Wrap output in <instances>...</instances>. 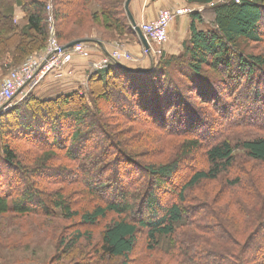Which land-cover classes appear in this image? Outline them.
<instances>
[{
	"label": "trees",
	"instance_id": "obj_1",
	"mask_svg": "<svg viewBox=\"0 0 264 264\" xmlns=\"http://www.w3.org/2000/svg\"><path fill=\"white\" fill-rule=\"evenodd\" d=\"M186 1L204 8L188 14L189 38L179 54L165 52L163 45L159 54L146 56L147 64L123 61L93 72L87 93L34 91L0 112V218L79 217L80 225L56 247L72 256L83 240L89 241L81 227L114 216L86 264H130L139 231L144 232V247L133 264H264L254 242L264 232V178L254 180L244 160L239 163L242 154L254 164L251 170L264 166V122L229 120L209 142L182 132L201 114L199 101L227 111L213 80L231 67L238 69L236 79L264 75V53L240 49L242 43H264V0ZM124 5L125 0H0V58H9L5 72L46 48L49 17L56 42L64 47L91 39L97 30L103 34L95 41L102 43L136 34ZM15 8L22 13L18 22ZM85 44L87 49L96 46ZM170 120L180 130L166 129ZM243 128L250 130L247 136L237 137ZM137 131L132 139L139 143L132 147L126 135ZM96 134L104 146L87 148L82 140L88 144ZM153 140L159 143L153 150L164 159L131 157ZM109 155L115 188L106 198L107 167L101 164ZM137 163L145 181L124 173L126 164ZM88 165L94 168L88 170ZM181 171L186 173L178 176ZM90 172L98 186L90 181ZM18 182L29 188L15 189ZM162 185L170 188L162 190ZM0 264H8L1 253Z\"/></svg>",
	"mask_w": 264,
	"mask_h": 264
},
{
	"label": "rangeland",
	"instance_id": "obj_2",
	"mask_svg": "<svg viewBox=\"0 0 264 264\" xmlns=\"http://www.w3.org/2000/svg\"><path fill=\"white\" fill-rule=\"evenodd\" d=\"M223 1V0H221ZM48 6H51L50 4ZM52 7V6H51ZM52 9V8H51ZM205 16L208 14L205 12ZM53 34L55 36L54 26L52 27ZM51 34V33H50ZM103 34L100 30L93 31L91 34V39L98 40L99 37ZM108 37L107 34L104 35L103 39ZM115 38V37H114ZM106 39V40H108ZM111 39V38H110ZM123 37L114 39L112 41L114 45H118L122 42ZM108 43V42H106ZM115 47V46H114ZM155 49V48H154ZM240 49L244 53L248 54H260L264 53V43L262 44H246L242 43ZM89 50V49H87ZM86 50V51H87ZM85 51V53H86ZM7 66V64H5ZM7 68V67H6ZM95 72V70H94ZM6 76L9 73V70L6 71ZM93 72H90L89 75H86V79L82 85H74L66 90V92H71L77 89H80L82 92L87 93V80L88 77ZM238 69L232 68L228 71L227 75L219 76L220 79L213 80V86L216 87V91L219 93L221 99L226 103V112L217 111L211 105H204V103L197 102V105L203 108L201 114L193 117L192 121L189 123L188 129H182L184 133H190L198 136L201 141L209 142L214 137H218L222 131V126L224 123L231 120L236 121L237 123L245 122L246 124L255 123L261 125L264 122V75H257L258 73H254L255 75L253 80L246 78L236 79L238 75ZM5 76V77H6ZM235 77V79H234ZM239 78V77H238ZM211 84V83H210ZM61 91V90H60ZM39 92V89L38 91ZM62 92V91H61ZM220 100V98H219ZM21 101H16L13 108L19 104ZM232 107V108H231ZM11 108V109H13ZM10 109V110H11ZM225 111V110H224ZM168 121L166 124V129H170L172 131L179 129V126L175 127V124L172 120ZM147 122H150L147 120ZM167 122V121H166ZM128 127V128H126ZM122 128L129 129L130 126H124ZM191 129V130H190ZM253 131L255 129H252ZM250 130L247 128L240 129L238 132L240 135H236L237 137L247 136ZM135 134H138V131L133 133H129L126 135V138L131 142V146L138 145V141L132 139L135 137ZM136 138V137H135ZM144 138V137H143ZM86 147L95 148L99 143L100 146H104L105 141L99 134H96L94 138L90 139L88 144L84 140H82ZM177 140L174 141L176 143ZM156 140H153L150 145L147 147H142L143 149H136L135 154H132L131 157L136 161H153L156 159H164V155L157 153L155 150L157 148ZM131 146H129L131 148ZM96 149V148H95ZM101 149V148H100ZM128 149V148H127ZM63 150V149H62ZM65 150V149H64ZM63 150V151H64ZM76 150V148H75ZM99 154L102 153L101 150L98 151ZM239 152H237V155ZM155 155V157H153ZM239 163L244 160L246 163V170H250L251 176L253 179H261L264 178V166H257L252 170L249 167H253L254 164L247 163L242 154L239 156ZM113 156L109 155V159L101 165L107 167L104 170L105 179L108 178V181H103L105 185V189H103V195L107 198L111 195L115 188V182H113V178L111 173H114L113 166ZM198 154L195 155V160H198ZM191 161V160H189ZM194 161V160H192ZM191 161V163H192ZM135 163V162H134ZM190 163V164H191ZM94 168L93 165H88L87 169L91 170ZM123 168V166H122ZM142 166L140 164H126V168L124 173L126 175H130V177H139L143 181L146 180L144 172L142 170ZM99 169L96 168V171ZM122 173V175L124 174ZM186 171H181L178 176L181 174H185ZM124 174V175H125ZM119 175V178L123 177ZM111 176V177H110ZM129 177V176H128ZM124 178V177H123ZM24 179V178H23ZM89 179L94 185L98 186L99 182H96L94 178V174L90 172ZM250 182L253 183L254 181ZM262 180V179H261ZM24 181V180H23ZM180 180H175V184H177ZM257 184V183H256ZM95 186V187H96ZM252 186V184H249ZM255 185L253 184V187ZM29 188L25 183L18 182L16 183L15 189L24 190ZM54 188V187H53ZM170 188V186L162 185L161 189ZM56 189V188H55ZM161 190V191H162ZM215 190H219L218 187H215ZM168 194L161 196V202L165 203L168 199ZM75 202H81L79 198H74ZM97 203V202H94ZM90 205V202H88ZM114 218V216L109 215L104 221H99L95 226L84 228L81 227L84 233H89V241L83 240L79 246H77L73 255H67L63 253V249H57L56 247L60 246V240L63 237H68L70 234V230L79 226V217L73 218L71 220L65 219H50V218H42V217H27V218H17L15 216L7 215L3 218H0V253L6 259L8 264H15V262H20V264H86L88 263L86 259L89 258L92 249H94L100 241L101 234L106 227V225ZM144 232L139 231L137 237V245L134 254L131 256L130 264L138 262V255L141 252L140 249L144 247ZM255 244L258 249H260L259 255H257V259L259 261L264 260V232L258 237L255 238ZM8 244V246H5ZM142 254V253H141ZM141 260V259H139ZM136 261V262H135ZM124 260H116V261H108L104 264H121ZM19 264V263H16Z\"/></svg>",
	"mask_w": 264,
	"mask_h": 264
},
{
	"label": "built area",
	"instance_id": "obj_3",
	"mask_svg": "<svg viewBox=\"0 0 264 264\" xmlns=\"http://www.w3.org/2000/svg\"><path fill=\"white\" fill-rule=\"evenodd\" d=\"M239 3L241 0H235ZM51 12V6L47 7ZM189 9H168L160 11L157 19L152 22L138 24L143 36L149 43V48L142 47V56L150 54L157 55L160 49L167 43L168 31L176 19L188 15ZM50 38L46 48L33 56L27 58L21 65L9 71L8 75L0 84V112H7L13 108L16 101H23L30 93H33L45 81L47 77L53 75L55 78L64 76V69L72 62L75 56L85 54L87 45L79 43L71 48L64 49V46L56 42L53 34V22L49 17ZM155 48V49H154ZM123 61L138 62L139 59L133 57L123 48H116L104 58L90 65V72L101 70L113 63Z\"/></svg>",
	"mask_w": 264,
	"mask_h": 264
},
{
	"label": "crops",
	"instance_id": "obj_4",
	"mask_svg": "<svg viewBox=\"0 0 264 264\" xmlns=\"http://www.w3.org/2000/svg\"><path fill=\"white\" fill-rule=\"evenodd\" d=\"M177 8L202 11L204 7L203 5L189 4L186 0H132L130 3V13L137 25L156 20L160 11ZM21 15L20 8H15L14 16L16 22L20 20ZM189 24L190 18L188 15L176 19L168 31V40L163 47L165 52L179 54L182 51V44L189 38ZM118 47L125 49L133 57L138 58V63L141 65L149 63V59L142 56L143 45L137 33L126 34L118 45H114L113 42L102 43V46L96 44L95 47L87 50L84 55L75 56L72 62L64 69L62 78H55L51 75L45 79L38 87L39 94L46 93L51 89L57 92H65L63 90L74 85H82L86 75H89L90 65L104 58ZM7 61H9L8 57L0 58V84L7 74L4 70Z\"/></svg>",
	"mask_w": 264,
	"mask_h": 264
},
{
	"label": "water",
	"instance_id": "obj_5",
	"mask_svg": "<svg viewBox=\"0 0 264 264\" xmlns=\"http://www.w3.org/2000/svg\"><path fill=\"white\" fill-rule=\"evenodd\" d=\"M132 0H125V5H124V8L127 12V15L129 17V20H130V24L132 26V28L134 29V31L137 33V35L139 36L140 38V41L143 45V47L145 49H148L149 48V43L147 42V40L145 39V37L143 36L141 30L139 29L138 25L136 24V22L134 21V19L132 18V15L129 11V5L131 3ZM87 42H95L96 44L102 46V43H100L99 41H95V40H91V39H83V40H77V41H73L71 43H69L68 45H66L64 47V49H68V48H71L79 43H87Z\"/></svg>",
	"mask_w": 264,
	"mask_h": 264
}]
</instances>
